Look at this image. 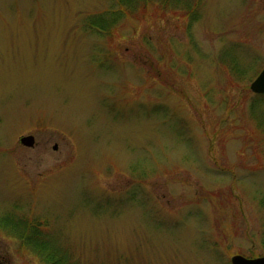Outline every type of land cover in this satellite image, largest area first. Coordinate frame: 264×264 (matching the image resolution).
<instances>
[{"label":"rangeland","instance_id":"rangeland-1","mask_svg":"<svg viewBox=\"0 0 264 264\" xmlns=\"http://www.w3.org/2000/svg\"><path fill=\"white\" fill-rule=\"evenodd\" d=\"M263 67L264 0H0V262L263 256Z\"/></svg>","mask_w":264,"mask_h":264},{"label":"trees","instance_id":"trees-1","mask_svg":"<svg viewBox=\"0 0 264 264\" xmlns=\"http://www.w3.org/2000/svg\"><path fill=\"white\" fill-rule=\"evenodd\" d=\"M128 1L120 0V3L129 7L132 4V0ZM88 26L98 30L106 29L102 23L93 22L88 24ZM6 225H12L17 230V236L21 243L33 251L43 264H78V262H74L71 259L70 254L63 246L56 244L46 237V232L41 230V226L43 225L41 222L22 220L21 225L18 223L13 224V222H7Z\"/></svg>","mask_w":264,"mask_h":264},{"label":"water","instance_id":"water-1","mask_svg":"<svg viewBox=\"0 0 264 264\" xmlns=\"http://www.w3.org/2000/svg\"><path fill=\"white\" fill-rule=\"evenodd\" d=\"M250 90L256 94L264 93V67L258 72L255 78L249 85ZM19 141L24 146H33L34 136L32 134L22 135ZM56 148V144L53 145V149ZM231 264H264V255L253 258L245 257L241 254H234L230 257ZM4 264V263H0Z\"/></svg>","mask_w":264,"mask_h":264},{"label":"flooded vegetation","instance_id":"flooded-vegetation-1","mask_svg":"<svg viewBox=\"0 0 264 264\" xmlns=\"http://www.w3.org/2000/svg\"><path fill=\"white\" fill-rule=\"evenodd\" d=\"M0 263H3V262H0ZM4 264H6V263H4Z\"/></svg>","mask_w":264,"mask_h":264}]
</instances>
